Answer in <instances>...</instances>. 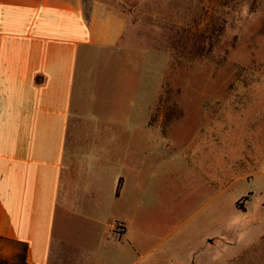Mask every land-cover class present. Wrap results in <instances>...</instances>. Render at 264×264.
<instances>
[{
  "label": "rangeland",
  "instance_id": "374dc122",
  "mask_svg": "<svg viewBox=\"0 0 264 264\" xmlns=\"http://www.w3.org/2000/svg\"><path fill=\"white\" fill-rule=\"evenodd\" d=\"M113 2L129 21L121 71L91 113L140 125L153 93L167 139L138 135L128 156L121 141L106 174L128 185L121 200L107 190L102 213L128 222L150 264H264V0ZM138 85L149 99H134ZM69 226L68 239L91 251L70 248V258L120 257L97 255V240ZM108 229L121 238L125 226Z\"/></svg>",
  "mask_w": 264,
  "mask_h": 264
},
{
  "label": "crops",
  "instance_id": "0c3cea01",
  "mask_svg": "<svg viewBox=\"0 0 264 264\" xmlns=\"http://www.w3.org/2000/svg\"><path fill=\"white\" fill-rule=\"evenodd\" d=\"M128 22L113 0H0V264H81L70 248L91 251L68 239L71 224L97 240V255H123L109 264H150L128 222L101 205L107 190L125 195L123 174H106L121 141L128 156L138 135L167 139L154 124V94L140 125L91 113L121 71L115 51ZM139 96L149 99L138 85ZM111 220L124 224L121 238Z\"/></svg>",
  "mask_w": 264,
  "mask_h": 264
},
{
  "label": "trees",
  "instance_id": "16d2710c",
  "mask_svg": "<svg viewBox=\"0 0 264 264\" xmlns=\"http://www.w3.org/2000/svg\"><path fill=\"white\" fill-rule=\"evenodd\" d=\"M221 30H222V28H220V29H219V32H220ZM219 32H218V33H219ZM119 184H120V183H119ZM119 184H118V187H117V189H119V186H120ZM247 197H248V196H246V197L242 198V201H246V200H247Z\"/></svg>",
  "mask_w": 264,
  "mask_h": 264
}]
</instances>
